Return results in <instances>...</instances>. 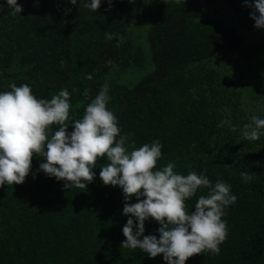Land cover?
Returning a JSON list of instances; mask_svg holds the SVG:
<instances>
[{
    "label": "trees",
    "instance_id": "obj_1",
    "mask_svg": "<svg viewBox=\"0 0 264 264\" xmlns=\"http://www.w3.org/2000/svg\"><path fill=\"white\" fill-rule=\"evenodd\" d=\"M219 1L232 21L211 12ZM17 3L23 11L12 15L0 0V92L27 84L37 99H51L67 89L71 123L107 84V107L121 135L130 138L127 145L158 140V168L172 162L178 174L195 171L212 184L221 180L238 197L222 217L228 237L220 254L196 255L186 264H264V135L257 141L242 137L253 115L264 119V102L248 113L235 82L220 71L228 58L264 71V28L254 26L245 0H113L111 7L101 0L97 12L81 0L75 6L66 0ZM139 25L146 27L147 53L133 39ZM106 32L123 41L106 40ZM116 68L144 75L121 84L110 79ZM225 119L230 125L219 127ZM42 162L33 157L22 185L0 187V264H166L162 255L152 259L121 248L129 217L122 189L100 179L106 157L86 189L66 190L63 181L39 171ZM242 172L253 179L245 182ZM207 192L200 189L186 201L189 212ZM159 227L146 221L144 235L159 238Z\"/></svg>",
    "mask_w": 264,
    "mask_h": 264
},
{
    "label": "clouds",
    "instance_id": "obj_2",
    "mask_svg": "<svg viewBox=\"0 0 264 264\" xmlns=\"http://www.w3.org/2000/svg\"><path fill=\"white\" fill-rule=\"evenodd\" d=\"M66 2L77 4V0ZM176 2L179 4L180 0ZM6 3L12 15L23 11L17 0ZM112 3L113 0H108L109 7ZM81 4L97 12L101 0L90 3L81 0ZM245 5L253 9L254 26L264 28V0H245ZM105 38L123 41L122 36L114 37L107 32ZM92 78L90 74L86 76L88 80ZM10 87V91L0 92V187L22 185L32 171L35 156L44 161L39 171L63 181L66 190L86 189L95 179L93 169L97 162L106 157L100 179L105 186L122 189L123 214L129 217L122 230L126 239L121 248L139 249L152 259L162 255L166 264H186L196 255L220 254V245L228 237L227 223L222 217L226 208L238 199L232 194L231 186L221 180L212 184L206 175L195 171L178 174L172 162L158 168L157 162L162 158L158 140L139 148L134 143L127 145L130 138L121 135L117 117L107 107V84L86 106L82 118L71 123L72 106L67 89L51 99H37L27 84L17 87L12 83ZM225 125H230L228 119L218 126ZM262 130L264 119L253 115L243 125L242 137L257 141L264 135ZM231 131H236V127L231 126ZM240 175L245 182L253 179L248 172ZM200 189H208L207 195H200L194 211L189 212L186 201ZM133 198L136 203H130ZM149 220L160 225L159 238L144 235L145 222Z\"/></svg>",
    "mask_w": 264,
    "mask_h": 264
},
{
    "label": "rangeland",
    "instance_id": "obj_3",
    "mask_svg": "<svg viewBox=\"0 0 264 264\" xmlns=\"http://www.w3.org/2000/svg\"><path fill=\"white\" fill-rule=\"evenodd\" d=\"M213 8L211 12L218 10L228 21H232V14L227 11L222 2H217ZM246 38L249 40L255 39L253 34H247ZM133 39L147 53L146 27L144 25L135 27ZM220 71L224 76L235 82L237 89L242 94L245 110L250 114L256 113L259 106L264 102V71L255 65L236 63L230 58L221 63ZM143 75V71L136 69L120 72L116 68L110 79L121 84L132 85Z\"/></svg>",
    "mask_w": 264,
    "mask_h": 264
}]
</instances>
